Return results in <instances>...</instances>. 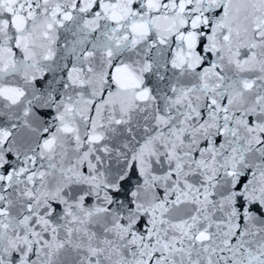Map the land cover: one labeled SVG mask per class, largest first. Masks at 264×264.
<instances>
[{"label": "snow or ice", "instance_id": "6c2138e0", "mask_svg": "<svg viewBox=\"0 0 264 264\" xmlns=\"http://www.w3.org/2000/svg\"><path fill=\"white\" fill-rule=\"evenodd\" d=\"M0 264H264V0H0Z\"/></svg>", "mask_w": 264, "mask_h": 264}]
</instances>
